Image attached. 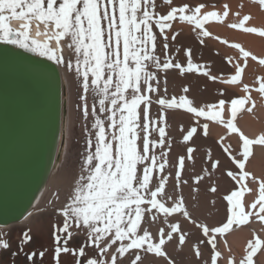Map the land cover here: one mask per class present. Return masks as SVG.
Listing matches in <instances>:
<instances>
[{
  "label": "snow or ice",
  "instance_id": "6c2138e0",
  "mask_svg": "<svg viewBox=\"0 0 264 264\" xmlns=\"http://www.w3.org/2000/svg\"><path fill=\"white\" fill-rule=\"evenodd\" d=\"M161 2L169 6L164 14L157 11V0H0V44L13 45L58 66H66L69 72H74L82 88L79 98L86 122L85 148L81 154L80 174L74 180L65 204L57 210L62 224L53 225L55 264H60L62 254L75 257V264H118V259L132 250L137 251L131 264H139L141 252L167 259L164 249L166 243L172 241L173 234L179 233L180 245L185 243L186 234L181 232L180 225L169 223V217L178 213L191 219L182 196L173 200L171 206L168 205L166 189L171 173L165 175V169L169 165L167 157L171 150L166 132L169 110L181 109L194 118L196 126L190 127L183 136L184 144L193 139L198 127L203 128V135H208L209 123L200 125V118L225 127L229 134H238L242 141L240 159L224 147L237 169L226 172L237 186L223 196L228 206L226 222L211 229L198 225L214 252L211 264H217L221 257V253L216 251L217 234L224 235L234 225L248 224L252 216L264 224V179L257 180L245 171L253 146H264V135L250 139L236 124L239 113L245 110L251 113L255 108L254 101L251 107L246 108L252 100L249 85H242L246 93L243 98H233L230 102L221 98L216 103L199 108L186 95L169 98L166 94V74L170 70H178L181 76L196 73L211 81L219 79L210 74L208 65L194 62L190 48L185 49L186 65L174 63L169 54L168 32L175 22L186 23L198 30L199 42L204 44L203 38L212 35L205 30V25L212 21L223 23L229 15L228 6L224 5L226 10L221 15L217 11L205 12L207 5L203 3L198 6H173V0ZM253 2L264 8V0ZM249 20L250 16L245 15L240 23L229 27L264 37V30L245 27V22ZM13 21L20 22L18 29L11 27ZM33 25L36 37L46 38L43 42L31 36ZM179 34V31L175 32L171 40L175 41ZM158 38L163 41V58L157 52ZM231 47L239 49L245 58V65L250 55L253 60L258 59L239 44H232ZM65 48L72 53L74 62L73 59L65 60ZM258 62L264 65V59ZM235 67V74L221 79L220 83L229 86L242 84L245 67ZM161 73L165 74L164 96H160ZM257 83L255 91L264 96V77L259 78ZM188 91V87L182 88L183 93ZM89 93L94 101L91 110L87 102ZM224 95L220 91V96ZM153 104L159 106L156 116L151 114ZM226 105L231 117L227 120L223 116ZM89 116L92 117L90 128L87 126ZM154 134L158 139L153 138ZM157 149H160L159 155ZM195 151V148L187 147L188 160H193ZM208 158L211 160L210 153ZM219 166V160L212 163L213 170ZM174 167L178 182L176 187H179L180 183H186L182 180L185 157H178ZM201 179L203 177L198 176L195 182L199 184ZM249 179L258 183L259 194L250 206L256 211L246 212L243 200L246 193L252 192L247 183ZM210 191L215 193L217 188L213 186ZM161 217L170 231L166 236L164 228H159L156 242L148 228H142V225L155 223ZM30 231L22 234L17 251L12 254L23 255L29 264H36L37 257L42 260L45 252L24 251V246L32 240ZM76 235H84L86 240L78 249L70 248L69 242ZM89 246L98 250V256H88L86 249ZM113 246H116L115 254L105 259L104 255ZM10 248L6 234L0 232V252ZM262 248L264 240L255 236L248 242L246 256L240 264H254V257ZM200 254L197 248V257ZM169 264H172L170 260ZM229 264H234V261L230 260Z\"/></svg>",
  "mask_w": 264,
  "mask_h": 264
},
{
  "label": "bare ground",
  "instance_id": "6f19581e",
  "mask_svg": "<svg viewBox=\"0 0 264 264\" xmlns=\"http://www.w3.org/2000/svg\"><path fill=\"white\" fill-rule=\"evenodd\" d=\"M201 3L207 5V7L204 9L205 12L217 11L221 15L226 10L224 8V5H227V11L229 12V15L223 19V23L212 21L205 25V30L209 31L212 35L203 38L204 44H201L199 42L201 37L197 36L196 32L198 30H194L193 26H190L186 23L182 24L180 22H175L173 24V28L168 32L169 54L173 57L174 63L178 62L182 65H186L185 49L190 48L192 50L194 62L198 64L208 65L210 67V74L212 76L218 77L219 79L216 81H211L208 78L196 73H187L184 76H181L178 70H170L166 74V94L169 98H171L172 96L179 98L181 95H186L187 98L193 100L194 106L199 108L204 107L208 104L216 103L221 98L225 99L228 102H230V100L233 98H243L246 93L243 91L242 85L247 84L251 89L252 100L249 101V103L246 105V108L252 106V101L255 102V108H253V111L251 113H249L247 110L239 113L236 124L245 136L250 139H256L259 136L264 135V96L255 91V89L258 87V79L264 77V65H260L258 62L259 59H264V37L253 33H245L240 29L231 28L229 27V25L240 23L243 20V17L247 15L250 16V20L245 22V27H256L258 30H264V8H262L259 3L253 2V0H173V6H182L184 4H188L189 6H198ZM157 5V11L162 14L166 13L169 10V6L164 5L161 0H157ZM19 25L20 22L13 21L11 27H13L14 29H18ZM42 28L43 26H41V30ZM154 31L158 30L154 28ZM177 31H179L180 34L177 36L175 41H172L171 36ZM35 32L36 28L35 25H33L31 36L40 40L41 42L46 39L44 36L36 37ZM221 41H227V43H223ZM162 43L163 41L158 38L157 52L163 58L164 50L162 47ZM232 44H239L246 51H249L258 59L253 60L250 55L247 58V62L245 65V58L242 56V53L239 51V49L231 47ZM53 46H55L54 42ZM15 48L19 49L18 47ZM64 57L66 61L69 59H73L74 62L72 53L67 48H65L64 50ZM235 65L245 67V71L242 74V84L229 86L220 83L221 79H227L231 75L235 74ZM58 67L61 71L62 79L64 78V113L59 151L60 153L57 157L55 167L50 175V178L43 187L40 193V197H38V201L35 203L31 211L23 219L17 222L10 224H0V232L6 234V239H8L11 244V248L8 251L0 252V262H3L1 264L7 262L9 256H11L13 253V249L17 250L18 242L20 240L18 241L14 238L13 235L15 231L19 229L31 230L32 226L37 222H39L40 225L43 226V229L40 231H38L37 229L30 231L29 234L32 237V240L30 244L24 246V251L26 253H31L33 251H36L37 253L41 251L45 252L42 260L37 257L36 264H53L54 262L53 225L62 224V217L57 214V209H49L47 206L50 204V198H52L54 192L57 195V192H62L63 190H65V188L68 190L67 186L63 185L62 182L59 183L58 179L55 178L57 169L59 168L61 159L63 158L61 152L64 146V134L66 131L65 129H67L66 124H68L66 120L65 110L67 85L69 86L68 88L70 90V94L72 95L70 96L71 109H69L71 114L68 117L70 129L69 133H71V129L73 128L72 126L74 125L73 121L75 119V114L77 113L78 117L83 118L81 107L82 101L79 98L82 95L80 82L75 77L74 72H69L66 69V66ZM164 75L165 74L163 73L160 74V96L165 95V84L163 82ZM185 86L189 88V91L186 94L182 92V88ZM220 91H223L225 93L223 97L220 96ZM153 99H156V97L153 96ZM93 102V97L91 93H89L88 103L90 105V108ZM158 109L159 106L153 104L151 108V114L157 115ZM223 116L225 120L231 118L230 110L227 105ZM174 119H177L179 123V130H181V126L183 127V131H181L180 135L175 134L180 138H183L190 127L196 126L192 114L187 113L181 109L169 110L167 112V123H172ZM74 122L76 123V121ZM206 122L209 123L207 136L203 135V128L198 127L197 133L194 135L193 139L188 142V144L182 143V138H179L181 140V143L177 144L176 148L181 150V152H185L187 150V147L191 146L197 149V151H203L208 155L210 153L211 158L213 159L212 162L216 160L220 161V166L217 169L216 174L223 186L219 191H216L215 193L212 192V194L210 193L218 200L220 213L217 219L214 218L216 220H214V224H209L210 227H208L211 229L222 226V224L226 222L228 216V206L226 201L223 200V196L229 194L231 190L237 187L235 185V182L226 175V172L228 170L235 172L237 171V169L231 163L228 157V153L224 151V147H227L232 155L240 159L241 157L239 153L241 150L242 141H240L238 134H229L228 130L225 127L215 122L205 121L203 118H200V125H203V123ZM222 137L224 138L223 140H221ZM67 142L69 143V141ZM221 144L223 145V147L221 146ZM68 146H70V144ZM68 146V149L66 150L67 152L69 151ZM245 171L250 172L254 177L257 178V180L264 179V146H253V154L246 162ZM60 175L62 177V174ZM58 178L61 179L60 176ZM55 180H57L58 183ZM247 183L248 186L252 189V192L245 194L243 200L245 211H256L251 209L250 206L258 198V183L253 182L251 179H249ZM70 192L71 191H69V193ZM56 200L57 205L65 204H62L64 202L63 198L56 197ZM53 202L55 203V201ZM46 207L48 210L45 209ZM258 207L259 206H257V209ZM145 224L147 225L148 230L152 233L153 238L155 239L156 234L154 236L155 232L153 231L154 227L157 226V222L156 224L154 223L155 226L152 225L150 227H148L149 223ZM143 227H145V225H142V228ZM255 236H259L262 240H264V224H261L255 216H252L250 218V222L246 225H241L239 227L234 225L233 229L225 233L224 235L217 234L215 241L216 251H219L221 253V257L218 258L217 263L229 264V261L232 260L234 261V264H240L241 259L246 256L248 242L250 240H253ZM85 240L86 237L84 235H76L69 242L68 246L70 248L78 249L81 243ZM201 241H203V243L200 242L202 251L205 254L206 258L211 261V257L214 254L211 245L207 243V238L204 236ZM86 251L89 257L98 256V250H95L91 246H89ZM109 254L110 251L104 255V258L110 259ZM140 254L143 257L146 253L141 252ZM63 255L64 254L61 255V259ZM134 255L135 252L131 251L124 258L118 259V264H131V261L134 259ZM146 255H149V257L146 256L147 258H142L139 264H157L155 262L156 259L153 260L152 258L154 256L153 254ZM70 256L71 254H66V259H63L62 262L64 264H75V257L72 256V259H69ZM171 258L173 257H170V259L168 258V260H171ZM172 264H175V260L174 262H172ZM176 264L182 263L176 262ZM254 264H264V248L259 250L257 256L254 257Z\"/></svg>",
  "mask_w": 264,
  "mask_h": 264
},
{
  "label": "water",
  "instance_id": "95a60500",
  "mask_svg": "<svg viewBox=\"0 0 264 264\" xmlns=\"http://www.w3.org/2000/svg\"><path fill=\"white\" fill-rule=\"evenodd\" d=\"M63 113L58 65L0 44V224L38 201L60 153Z\"/></svg>",
  "mask_w": 264,
  "mask_h": 264
},
{
  "label": "rangeland",
  "instance_id": "374dc122",
  "mask_svg": "<svg viewBox=\"0 0 264 264\" xmlns=\"http://www.w3.org/2000/svg\"><path fill=\"white\" fill-rule=\"evenodd\" d=\"M68 87L69 86L67 85V90H66L67 93L65 97L66 120L68 124H66L67 129H65L66 131L64 134V144H63L64 146L61 152V155L63 156V158L61 159V162H60L59 168L57 169V174L55 175V178L58 179L59 183L62 182V184L67 186L68 190L71 191L73 184H74V180L80 174L81 161H82L81 154L83 153L84 148H85V124L86 122L84 118L78 117V114L76 113L74 117L75 118L74 121H76V123L73 121V124L75 125V127L73 125L72 126L73 128L71 129V133H69L70 129H69L68 117L71 114L69 109H71L70 96L72 95L70 94V90ZM88 106H89V109L91 110L89 103H88ZM153 116H156V115H153ZM91 122H92V117L89 116V119L87 121V126L89 128L91 126ZM178 124L179 123L177 119H174L172 123H167V129H166L167 139L171 142V150L169 151V154L167 157V159H169V165L165 169V175H168L169 173H171V177L169 179V183H168V187L166 191H167V197L169 198L168 199L169 206L172 205L173 200H178L181 196L183 197L184 205L187 211L189 210L188 212L190 214L191 219L185 218L182 214H179V213L172 217H169V223H178L180 225L181 232L186 234L187 242L185 241L183 245H180L179 244V233L173 234L172 241H169L166 243L164 250L167 252V257L169 259L170 257H173L171 258L170 261L174 262L175 260V264L176 262H181L182 264H211V261L206 258L205 254L202 251L200 242H201V239L203 238V233H202V228L199 227L198 225H201V224L206 225V226H209V224L213 225L214 222L216 221L215 219L218 218V215L220 213V210L218 207V200L216 199V197L211 195L212 192H210V188L214 186L217 188V191H219L223 185L220 183V180L217 177V174H216L217 169L213 170L212 168V163L214 161L212 162L213 160L212 158L211 160L207 158L208 157L207 153H204L203 151H197L196 149V151L193 153V160H188L187 150L185 152H181V150L176 148L177 144L181 143L180 139L182 138V137L180 138L177 135H175V134H178V135L181 134V130H179ZM153 138L158 139V136L154 134ZM67 141H69V143ZM67 143L68 145L70 144V146H68ZM67 146L69 147L68 152L66 151L68 149ZM159 152H160V149H157V155H159ZM180 156L185 157V169L183 170L182 180L186 181V183H180L179 187H176L178 182L175 180L176 168L174 167V165H176L178 157ZM60 174H62V177ZM59 176L61 179L58 178ZM198 176L203 177V179H201L199 184L195 182V178ZM55 181L58 183L57 180ZM66 190L67 189L65 188V190H63L62 192L60 191L61 193L57 192V195L54 192V195H52V198H50L51 201L49 202L52 206L49 204L47 207L49 209H53V208L57 210L58 208L60 209L63 205L56 204V201H57L56 197L63 198L64 202L62 204H64L69 195V191L68 190L66 191ZM53 201H55V203ZM213 201L215 202L214 204H213ZM47 207L45 209H47ZM156 222H155V224L157 225L156 227L160 228L161 226V228H164L165 235L167 236V233L170 230L163 223V218L161 217ZM146 223H149V222H146ZM155 224L149 223L148 227L152 225L155 226ZM144 225L145 227H147L146 224ZM156 227H154L153 232H155L154 236L156 234L157 237L155 236L154 240L158 242V228ZM34 229H37L38 231H40L43 229V226H41L40 223L37 222L31 228V230H34ZM25 231H28V230L19 229L15 231L13 235L14 238L19 241L22 237V234ZM115 247L116 246H113V248L109 250L110 257L112 254H115L114 252ZM197 248H199V251L201 253L199 257H197L196 255ZM16 251H17L16 249H13V253ZM132 251L136 252L137 250H132ZM146 254H144L142 258L149 257V255H146ZM152 258L153 260L156 259L155 262L157 264L169 263L168 258L164 259V257L158 258L155 256H153ZM63 259H66V254L63 255L62 259L60 258L61 260L60 264H64L62 262ZM69 259H72V255L69 257ZM1 263L3 262H0V264ZM4 264H29V262L27 261L26 257L23 255H13L12 254L11 256H9L7 262H4ZM53 264H55V261L53 262Z\"/></svg>",
  "mask_w": 264,
  "mask_h": 264
}]
</instances>
